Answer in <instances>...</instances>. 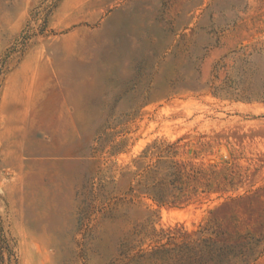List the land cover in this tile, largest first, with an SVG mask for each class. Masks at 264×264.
<instances>
[{"label": "rangeland", "instance_id": "obj_1", "mask_svg": "<svg viewBox=\"0 0 264 264\" xmlns=\"http://www.w3.org/2000/svg\"><path fill=\"white\" fill-rule=\"evenodd\" d=\"M0 264H264V0H0Z\"/></svg>", "mask_w": 264, "mask_h": 264}, {"label": "trees", "instance_id": "obj_2", "mask_svg": "<svg viewBox=\"0 0 264 264\" xmlns=\"http://www.w3.org/2000/svg\"><path fill=\"white\" fill-rule=\"evenodd\" d=\"M201 173V170L195 169L191 172H188L187 169L180 165L178 162H173L170 166L169 172L165 175H159L158 170L152 171V174L154 175V182L152 184L154 199L161 204L168 203L165 194L166 192H168L169 190H180L181 192H183L184 186H189V183L191 181L198 180ZM196 187L197 186H194V188ZM213 233H215V231H213Z\"/></svg>", "mask_w": 264, "mask_h": 264}]
</instances>
